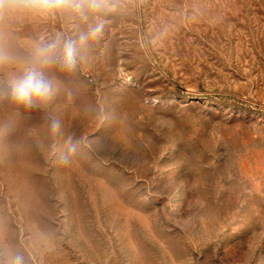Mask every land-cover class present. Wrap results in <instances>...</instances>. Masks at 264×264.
I'll return each mask as SVG.
<instances>
[{"label": "rangeland", "instance_id": "rangeland-1", "mask_svg": "<svg viewBox=\"0 0 264 264\" xmlns=\"http://www.w3.org/2000/svg\"><path fill=\"white\" fill-rule=\"evenodd\" d=\"M112 3L50 102L0 98V264H264V0ZM94 22L0 17V82Z\"/></svg>", "mask_w": 264, "mask_h": 264}, {"label": "clouds", "instance_id": "clouds-1", "mask_svg": "<svg viewBox=\"0 0 264 264\" xmlns=\"http://www.w3.org/2000/svg\"><path fill=\"white\" fill-rule=\"evenodd\" d=\"M115 11L112 0H0V17L6 14H31L43 17L56 14H72L87 23L94 17V23L71 38L57 36L51 41H43L36 48L34 58L19 75L0 82V98L24 108H38L51 101L56 93V84L46 75V70L57 66L61 70L72 72L78 63L85 58L91 44L102 38L105 30L103 16ZM9 57L0 49V65L7 63ZM53 129L59 127L53 121ZM75 151V146L69 149ZM63 163H68L67 157ZM13 264H21L19 257Z\"/></svg>", "mask_w": 264, "mask_h": 264}]
</instances>
